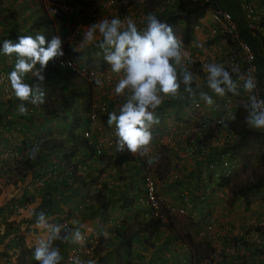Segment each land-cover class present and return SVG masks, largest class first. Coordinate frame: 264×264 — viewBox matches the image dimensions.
I'll list each match as a JSON object with an SVG mask.
<instances>
[{"label": "crops", "instance_id": "0c3cea01", "mask_svg": "<svg viewBox=\"0 0 264 264\" xmlns=\"http://www.w3.org/2000/svg\"><path fill=\"white\" fill-rule=\"evenodd\" d=\"M104 1L89 0L87 10L93 4L98 5L99 21L112 18L125 21L126 18H131L141 32L146 28L144 18L164 7L161 4L156 6L157 9H148L152 6V0H149V4L145 0H126L119 7L114 4L101 7L100 4ZM38 3L43 2L39 0L2 1L5 9L14 13L16 37L11 39L13 42H18V37L21 35L29 36L37 27H40V31L43 32L44 24L39 22V26L33 27L26 33L30 24L40 17V12L36 10ZM218 3L222 7L233 9L237 6L235 0H219ZM43 5L46 4L43 3ZM85 6L82 2L62 6L61 16L51 18L55 36L61 38L62 44L72 55L76 56L78 62L89 66V64L99 65V62L103 61L104 70L106 68L111 70V66L104 59L105 50L99 47L102 42L99 33L95 34V39L91 42L84 39L90 26L87 16L84 17L81 13ZM169 7L173 9V5ZM202 25L205 27L209 25V19L204 14L192 27L190 44L183 48L184 58L191 56L194 59H201L204 47L202 38L206 34ZM6 28L7 26L3 25L2 30L5 32ZM75 30H78V33H75ZM242 36L244 39L255 42L256 49L258 48V43L253 37L247 34ZM0 41V47H2L4 40ZM15 62V54L11 57L0 54V68L2 64L5 70L11 72ZM39 69L40 65L37 64L32 72L24 75L23 81L35 75ZM202 71H198L199 78L192 72L193 87L206 91L207 74ZM260 71L264 75L263 63ZM122 77L123 73H114L112 90L104 94V97L111 101L110 108L113 110L120 108L131 96L129 89H126L121 96L115 94V86ZM178 82L181 83L178 93L167 97L159 94L162 97V103L153 112L154 117L159 121L153 126L164 127L169 133L171 129L170 134L174 142L170 138L169 145L154 143L151 149V161L157 170L160 158L169 165L168 170L156 183L157 192L163 199V204L180 208L184 216H189L194 222H200V228L194 232L190 231V225L182 226L186 231L191 232L195 243L203 244L195 251L197 253L192 255L190 249L162 228L152 234L148 243H144L141 236L132 238L128 258H122L124 260L119 261L116 258L118 244L113 236V228L118 225L123 215L130 216L134 212L133 215L137 218L146 217V209L142 206L132 203L131 209L128 207L127 211L120 207L123 197L132 196L133 201V195L141 191L142 179L138 167L131 161H127L117 168L107 164L103 158L99 159L94 156L87 158L77 154L70 158L68 165L64 168V162L59 159V156L50 152L46 160L26 170L24 176L19 175L14 179L16 182L14 185L9 182L5 183L3 173L0 172V264H11L16 256V248L20 245L37 247L41 241L47 243L49 239L47 231L50 234L55 223L69 218L71 209L87 195L92 204L81 209L76 220L69 223L70 238L61 246L64 255L72 246L87 244L93 247L89 254L93 264H190L192 257L195 258L197 254L198 257L200 256L197 262L201 261L205 264H264V222L259 221L264 215V199H253L246 204L242 197L230 196L226 185L216 187L211 184L208 187L206 183L213 181V172L207 167L206 155L200 156L194 151L191 153L185 151L187 128L181 120L188 119L189 108L196 101L199 102L198 119L206 115H215L218 110L215 105L217 96L207 94L213 101L207 104L201 96L189 94L184 84L180 80ZM21 104L27 112L32 110V116L27 124H24L21 119L14 120L13 127L3 123L6 115L10 119L20 117L16 113V108ZM39 105L33 104L31 100L19 101L15 96L10 101L0 99V121L2 122L0 125L7 124L5 128H10V131L6 134L12 136V138L6 136L8 141L0 143V162L13 163L10 158L2 155V150L15 146L20 141L25 142L22 136H28L29 143L34 140H43L48 136L58 137L62 132V122L59 119L43 117L37 108ZM149 111L153 110L149 109ZM5 128H1L0 133ZM113 151H117V142L110 153ZM75 163L76 166H74ZM71 167L75 169L72 170ZM35 176L38 178L46 176L47 180L46 182L43 180L42 186H33L31 190H26L24 186L28 183L32 184ZM68 176L71 180H68ZM62 180L66 184H63ZM98 189L109 193L106 197L109 201V213L105 221H98L100 211L93 199ZM202 199L205 202H202ZM14 206L22 208L16 210ZM40 212L44 213L45 219L41 226L37 227L36 216ZM206 215L216 222L214 229L217 234L205 228V220L202 216ZM242 233H247L246 240L240 239L243 237L240 235Z\"/></svg>", "mask_w": 264, "mask_h": 264}, {"label": "clouds", "instance_id": "9594fccd", "mask_svg": "<svg viewBox=\"0 0 264 264\" xmlns=\"http://www.w3.org/2000/svg\"><path fill=\"white\" fill-rule=\"evenodd\" d=\"M46 5H44V10ZM48 16L53 19L59 17H52L49 14ZM144 22L146 23V28L141 32L138 30L136 23L131 18H126L125 21H121L118 18H112L111 20L104 19L90 25L89 30L84 36L85 40L91 42L95 39V34L98 32L102 37V42L99 44V47L104 49L106 53L104 56L105 61L111 66L112 72L116 74L123 73V77L119 79V82L115 86V94L117 96H121L125 93L126 89H129L131 91V96L125 103L120 106V108L118 107V109L116 108V110H113L109 107L108 110L106 109L105 114L100 116L102 125L104 127H113V125L115 126L116 135H113L115 144L102 149V153L100 155L95 154V143L83 138L81 135L82 130L86 128L88 123L87 114L90 108L88 109L87 113L85 114L86 123L76 131L81 138L87 141V146L91 147L90 152L86 150L90 154V156L100 158L108 155L113 158L116 151H113L112 153H110V151L113 150V147L116 146L117 142V151L123 152L126 148L127 153L131 155L130 161L135 162L136 164H138V166L142 157H139V155H137V152L142 148L148 147L149 154L144 158L148 160L149 163L153 164L151 161V149L152 145L154 143H157V141H155L154 136H152L150 128L154 133L161 134L163 133V131H167L169 133V131L164 127L153 126L154 124H157L159 122L158 119L154 117L153 112L162 103V97L159 94H163V96L165 97L175 96L180 90L181 83L178 82L177 66L181 65L185 52L183 51L182 42L177 39L172 27L167 23L159 20L155 14H148L144 18ZM45 45H47V47H45ZM62 45V40L59 36H53L50 41H46L45 36L42 34L36 35L35 37L19 36L18 42H13L10 39H6L3 41L2 47H0V54L9 57H11L13 54H15L16 56L14 69L11 72H9L8 70L5 71H8L9 73L8 80L10 82L12 93L19 101L31 100L33 104L44 103L43 91L39 87H36L34 89L32 86L25 83L23 81V77L26 73L32 72L37 64L40 65V69H43L47 65L50 66L48 64L50 60L56 57L63 56L64 53L62 51ZM64 48L66 49L65 46ZM70 54L72 55V53ZM74 58L76 59V57ZM80 64L84 65V63ZM39 70L35 73V75H37L38 78L43 81L44 77L43 75H40ZM204 70L207 73V86L212 90V92L221 96L224 95V88L221 87V85L223 84L228 87L229 91L233 92L234 94L236 93L232 75L222 65L216 63L207 64L204 66ZM35 75H32V77H34ZM192 81L193 73L185 68L182 82L185 86V90L188 92L192 91ZM96 83L99 85L100 81L97 80ZM112 83L105 84L106 86H104V88L107 86H111ZM255 88L256 84L253 77L249 76L243 81V89L245 92L250 94L248 96V99L251 101V111L246 117V122L250 128L260 130L264 129V100H258L257 96L253 94V90ZM101 92H99L98 96H96V93H94L93 102L104 100L107 103V99L103 94H101ZM103 92H105L104 89ZM201 98L204 99L207 104H211L213 102L212 98L206 93H202ZM149 109H152L153 111H149ZM19 112L21 114H24L25 112H27V109L24 108V106L21 104L19 106ZM16 113H18V111H16ZM7 116L8 115L5 116V119ZM181 123L184 124L182 120ZM186 123H188V121ZM206 136L211 137V135ZM56 138L65 139V135L61 132L58 137L48 136L43 140L48 141L50 139ZM171 141L174 142V138L171 139ZM186 141L187 137L185 135V142ZM204 141L208 143L206 137L204 138ZM170 142H168L167 144L169 145ZM192 151L200 156L206 155L199 154L194 146L192 148ZM49 152H52L55 155L59 156L60 159V155L56 152ZM70 158L71 157H69V160ZM218 169L219 172L215 169L212 170L213 181H209L210 184L214 186H216V183L214 182L215 178L219 176L225 177L224 174L221 173L222 166H219ZM235 170H237V168H234L229 175H231ZM156 174L158 181L159 178L157 169ZM11 184H13V182ZM101 192L103 193L104 191L101 190ZM106 194H108L107 191ZM230 196H232L231 193ZM84 197L89 198L88 195ZM135 199L133 201V204L137 206ZM253 199L256 200L258 198ZM202 202L205 201L202 199ZM90 204H92L91 199ZM161 205L165 206L163 202L161 203ZM172 212L176 213L179 216L181 214L174 210H172ZM78 214L79 213H77V215L73 217V220L74 218H77ZM147 217L149 216H146L145 218ZM206 217L207 223H205V228L206 224H208V222L212 220L209 215H206ZM44 219L45 216L43 212L37 214V227L41 226V223L44 221ZM65 221H68L67 224L73 222L71 221L70 216ZM212 222L216 223L214 220H212ZM51 231L52 229L50 230V232ZM53 232L54 236L51 238H58L59 229H53ZM47 233L49 234L48 231ZM85 258L88 264L94 263L90 255L85 256ZM34 259L38 261L39 264H59L62 256L58 248L50 249L47 243L41 241L40 245L35 248ZM198 263L204 262L192 261L190 264ZM61 264H63V260ZM75 264H83V262L77 258L75 260Z\"/></svg>", "mask_w": 264, "mask_h": 264}, {"label": "trees", "instance_id": "16d2710c", "mask_svg": "<svg viewBox=\"0 0 264 264\" xmlns=\"http://www.w3.org/2000/svg\"><path fill=\"white\" fill-rule=\"evenodd\" d=\"M2 1L3 0H0V40H11L12 38L16 37L14 29L16 23H14L15 20L13 19L14 13L13 11H7L5 9L6 7L2 4ZM80 1L81 0H64V4L71 5L75 2L79 3ZM161 4L164 6L163 9H159L158 12H154L152 14H155L159 20L167 23L172 27L175 36H177V39L182 42V46L184 48V46L190 44L193 25L195 23L197 24L198 19L204 13L205 4L203 0H164L163 3L157 2L156 6H160ZM170 5H173V9H170ZM223 8H225L229 12H232L234 16L236 15V8ZM3 12L4 14H2ZM44 12L42 11L40 17L35 19V22L33 21L30 24L26 33H28L29 30L33 27L39 26V22H43L44 30L42 32V35L45 36L46 41H50L51 38L55 36V30L52 19ZM3 25L7 26L5 32L2 30ZM202 28L204 29V27ZM249 43L251 44L252 48L256 50L255 42ZM197 64V58L194 59L193 57L191 58V56H189L188 58H183L181 65L177 66L178 80H180L181 82L183 81V73L185 70L184 67H188V69L191 68L190 70L192 71L194 69V66H196ZM96 67L97 68H93L96 69V71L101 72L104 70L105 64L103 63V61H100L99 65H96ZM39 72L40 75H43L44 77L43 81H41L38 76L35 75L34 77H29L25 81V83L29 84L34 89L36 87H39L43 91L44 103L40 104L37 108L43 117L59 119L62 122V133L65 135V139L56 138L50 139L48 141L34 140L28 143L29 137L22 136L25 142L22 141L21 143L20 141L19 144L15 146L7 147V149H12L17 153V155H19V158L15 160L18 161V163L14 166L15 170H18L20 165L21 168L25 170L32 169L36 164L47 159V156L50 153L49 151H54L59 154L60 159L64 162H68L69 157L75 156L77 154H81L82 156L87 158L90 157V154L86 150L90 152L91 147L87 146V141L81 138L76 130H78L86 123L85 114L91 107L95 93L93 83L88 82L87 80L77 76L76 74H72L68 71L57 69L48 65L45 68L40 69ZM193 86L194 84L192 81V91L189 92V94H193L197 97L201 96L202 93L218 96V94L212 92V90L208 87H206V91H204V89L200 90L198 87ZM221 87L224 88L225 94H229L230 91L228 90V87L226 85L222 84ZM110 90H112V87L107 86L104 88L105 92L102 91L101 94L104 95L110 93ZM79 96L81 97L79 102H77L76 100ZM107 104L108 110L111 101L107 100ZM250 111V102L237 105L236 112L233 115L231 121L225 124V126H227L228 129L231 130L236 136L232 137L231 133L228 134L227 139L224 138V144L222 147L213 149L208 154H206L205 162H207L208 169H215L219 172V166H228L237 169L241 168L242 157L245 156L244 149L249 148L250 140L264 141V129L255 130L246 126V117L248 116ZM20 114L21 113L18 112V115ZM31 116L32 110H30V112L28 111L24 114H21L20 117H15V119H4L3 123H7L9 125H0V130L1 128H5L6 125L13 127V121H16L18 119H21L24 124H27ZM189 117L190 116H188V118ZM204 119L205 117L203 116L197 119L196 122L193 121L192 124L196 123L197 125H199L206 121ZM182 122H184L186 126L190 124V122L186 123L187 119H184ZM1 123L2 122L0 121V124ZM7 131H10V128H5L1 131L0 143H5L6 141H8L6 136L12 138L11 134H6ZM211 131L212 129H209V133L207 135H212L213 132ZM24 134L28 135L29 133ZM102 158L104 160L110 161L112 166L119 167L122 163L130 161L131 155L127 153V150L125 148L123 152L116 151L113 158L111 156L105 155L104 157H100L99 159ZM132 163L139 169L138 164H136L135 162ZM66 165L68 164L64 163V168L66 167ZM74 166H76V163L74 164ZM74 169L75 167L72 168V170ZM11 170L13 171V169ZM68 178V180H71L69 176ZM231 179V175H227L225 177L219 176L214 179V182L216 183L217 187H223L226 185L232 196L242 197L246 204L250 203L252 198L264 199V176L253 177L249 183H244L240 186L230 185ZM46 180L47 178L45 177L44 182H46ZM4 181L8 184V181L6 179H4ZM15 183L16 182L13 181V184ZM62 183L66 184L64 180H62ZM139 192L140 191H137V193L133 195V201L135 199V196L138 195ZM108 195L109 193L106 194V191L102 193L100 189H98L93 195L98 210L100 211L98 221H105L108 217L109 201L106 198ZM133 201L132 196H125L121 199L120 207L123 210L127 211L128 207L129 209H131ZM80 211L81 210L77 208V205H75L70 211V218L74 217V213H80ZM133 213L130 216L123 215L122 219L118 221V225L113 228V236L117 240L118 244L116 258L119 261L124 260L122 258H128L127 256L130 254L132 238L141 236L143 238V242L148 243L152 234H154V232L156 233L159 229L162 228L166 229L173 237H175L188 249H190L192 255L193 253H197L195 252L198 250L196 249L197 244H195V241L192 239V234L189 231H184L182 227H176L175 224L179 223V216L176 213L170 211L168 208L166 209L165 206H160V213L164 217L163 219H161L159 216L137 218L135 217V215H133ZM186 218L190 219L189 216H187ZM202 218L205 220V223H207V217L202 216ZM67 219L68 218L64 220ZM75 220L76 218H74L73 222ZM70 230L71 227L69 224H67L65 227L59 229L58 238L53 239L51 238V235L48 234L49 239L47 241V244L49 245L50 249H59L62 256L60 262L64 258V250H62L61 246L64 241L69 240ZM35 248L36 247L34 246L26 247L20 245L18 248H16V256L11 264H26V260L30 258L31 261L34 262ZM199 258L200 256L198 257L197 254L195 258L192 257V261L197 262Z\"/></svg>", "mask_w": 264, "mask_h": 264}, {"label": "built area", "instance_id": "2783aa9c", "mask_svg": "<svg viewBox=\"0 0 264 264\" xmlns=\"http://www.w3.org/2000/svg\"><path fill=\"white\" fill-rule=\"evenodd\" d=\"M126 0H105L100 4L101 7L114 4L119 7L124 4ZM236 9L235 13L229 12L223 8L218 0H203L205 4L204 15L209 19V25L204 27L206 34L203 36L202 40L204 43L203 53L201 59H198V64L194 66L193 72L199 78V72L204 70V66L207 64H220L232 75V79L236 88V93L229 92V94L218 95L215 100V105L218 108L217 113L213 116H205L206 121L197 125L192 124L193 121H197V111L199 109V102H194L190 108V117L187 119L188 124L186 137L187 141L185 146V151L192 152L193 146L199 154H208L209 151L222 147L224 144V138L227 139L228 134L231 133L232 137L236 135L225 126L226 123L230 122L233 115L236 112L238 104L251 103L248 99L249 93L245 92L243 89V81L249 76L254 78L256 88L253 90V94L257 96V99L264 100V75L260 71L262 63L264 65V0H235ZM45 11L52 17H57L60 15V9L56 3H48L45 6ZM88 24L92 25L99 22L98 17V5L93 4L90 6L87 12ZM78 33V30H75ZM247 34L255 39L258 43V48L255 50L252 48L249 42L251 40L244 39L243 34ZM47 47V45H45ZM63 56L56 57L48 62V64L57 69L68 71L70 73L76 74L81 78H84L88 82L93 83L96 96L99 92L103 91L105 84H111L113 81L114 73L112 70L108 69L106 71L98 72L96 69L89 67L88 65L80 64L62 45ZM238 70V71H237ZM8 71H0V96L5 100H10L14 94L12 93L10 82L8 80ZM99 80L98 85L96 81ZM95 96V97H96ZM107 109V103L104 100H98L91 104L90 110L88 112V123L86 128L81 132L83 138L88 139L95 143V154L100 155L102 149L110 147L115 144V126L104 127L102 125L100 116L105 114ZM19 112V107L16 108ZM9 116L6 117L8 119ZM246 126L249 125L246 122ZM216 128V130H215ZM212 129L213 134L209 137L208 143L204 141V138L209 133L208 130ZM155 141L158 144L168 143L171 134L167 131L158 134L152 132ZM116 136V135H115ZM139 157L142 159L139 162V169L141 171L142 186L141 192L136 196L135 202L137 205L142 206L146 209L145 216H159L161 219L164 217L160 213V206L163 199L159 196L156 189L157 174L155 166L149 163L144 157L149 154V149L142 148L137 152ZM2 155L6 158H10L15 161L19 158V155L12 150L4 148L2 150ZM227 155V154H225ZM234 168L228 166H222L221 173L224 176L229 175ZM44 177H36L32 184H26V190H31L33 186H42ZM90 204V199L88 197H83L81 201L77 204L79 210L88 207ZM166 209L170 211L174 210L182 213V209H175L165 205ZM14 208L20 209L22 207ZM77 213H74L76 216ZM73 221V218H71ZM260 222H264V215L260 217ZM68 221H61L54 225L53 229H60L67 224ZM216 223L210 220L206 224V229L213 234H217L214 229ZM1 230V223H0ZM51 237L54 236L53 230L50 232ZM242 240L247 239V233H242ZM93 247L87 244H80L77 246H72L67 249L63 264H75V260L78 258L83 264L86 262L85 256L92 252ZM205 264V263H198Z\"/></svg>", "mask_w": 264, "mask_h": 264}, {"label": "rangeland", "instance_id": "374dc122", "mask_svg": "<svg viewBox=\"0 0 264 264\" xmlns=\"http://www.w3.org/2000/svg\"><path fill=\"white\" fill-rule=\"evenodd\" d=\"M39 1H41V2H43L45 4H48V2L56 3V5H58V7L60 9L59 17L61 16L62 11H63L61 7L62 6L65 7L64 0H39ZM88 1L89 0H81L80 1V2H82V3H84L86 5L85 7L82 8V11H81V13L84 14L83 15L84 17L87 16V12H88V10H87ZM145 1H146L147 4L150 3L149 0H145ZM160 1L159 0H152V6L151 7L149 6L148 9H157L156 8V3L160 2ZM162 1H164V0H162ZM43 3H38V7L36 9V10H38V12H40V15H41L42 11L43 12L45 11ZM46 15L48 16V14H46ZM39 28L40 27L35 28L33 30L32 34H30L29 36L35 37L36 35L42 34V32L40 31ZM89 66L97 68L96 64H92V65L89 64ZM107 69L108 68H106L104 71H106ZM4 70H5V66L1 64L0 71H4ZM202 72L204 74H207L205 70H203ZM80 97L81 96H79L77 98V100H76L77 102H79ZM208 138H209V136H206V139H208ZM244 150H245L244 151V155L245 156L242 157V166H241V168H238L237 170H235L231 174L232 179H231L230 185H232V186H240V185H242L244 183H249L253 177L264 176V141H260V140L259 141H253V140H250L249 148H245ZM2 160H4V158H2ZM104 161L107 164H111V162L108 161V160H104ZM12 162L13 163H8V164H7V162H6V164H4L3 161L0 162V172H1V174L3 173L4 179H6L9 183H12L14 181V179H16L19 175L20 176H24V173L26 172L25 169L21 168V165H20L18 170H15L14 166L18 163V161H15V162L12 161ZM168 167H169V165H168V163L165 162V160H163L161 158L158 160V178L159 179H160L161 175L168 170ZM2 169H3V171H2ZM11 169H13V171ZM206 185L209 187L211 184H210L209 181H207ZM179 222L180 223H176L175 224L176 227H182V226H185V225H190V231H192V232H194V230H198L200 228L199 227L200 222H194L192 218L187 219L186 216L183 215V213H181L180 216H179ZM182 229L184 231H186V229H184L183 227H182ZM195 244H197V248L196 249L200 248V246L203 245L200 242L199 243H195ZM26 264H39V262L36 261V260L34 262H32L31 258H30V259L26 260ZM84 264H88V262H85Z\"/></svg>", "mask_w": 264, "mask_h": 264}]
</instances>
